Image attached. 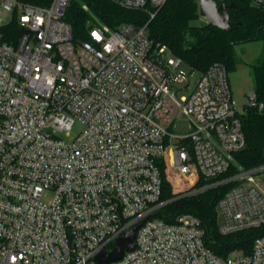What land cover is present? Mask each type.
Segmentation results:
<instances>
[{
    "label": "built area",
    "instance_id": "2783aa9c",
    "mask_svg": "<svg viewBox=\"0 0 264 264\" xmlns=\"http://www.w3.org/2000/svg\"><path fill=\"white\" fill-rule=\"evenodd\" d=\"M113 1L152 19L168 0ZM68 2L0 0L23 27L0 35V264H96L137 223L134 247L107 264H264V234L224 258L195 215L156 216L167 160L193 192L234 182L218 202L222 233L264 227V162L236 161L244 108L226 66L193 80L147 24L98 21L76 38ZM247 105L264 110L254 90ZM184 117L191 131L173 132ZM201 177L215 181L196 187Z\"/></svg>",
    "mask_w": 264,
    "mask_h": 264
},
{
    "label": "trees",
    "instance_id": "16d2710c",
    "mask_svg": "<svg viewBox=\"0 0 264 264\" xmlns=\"http://www.w3.org/2000/svg\"><path fill=\"white\" fill-rule=\"evenodd\" d=\"M20 1L39 6H48L52 2ZM217 1L228 6L232 23L228 28L215 26L209 21L198 24L196 21L200 18L199 0H168L152 19L145 10L125 8L113 0H69L64 19L71 25L76 38H87L89 26L98 21L113 28L124 23L137 26L147 24L149 36L155 42L167 45L191 70L201 74L211 64L220 62L230 73L236 70L239 64L236 49L238 44L264 40V2ZM84 5L89 9H85ZM22 31L23 27L18 22L17 14L13 15L10 22L0 25L3 40L15 41ZM251 74L257 101H264V54L251 65ZM240 118L247 146L237 152L235 157L238 164L250 168L264 162V110H260L256 105H245ZM160 165L163 179L162 198L166 202L156 216L174 222L182 213L195 215L204 230L205 244L218 256L228 258L235 250L251 251L255 239L264 234V227L230 234L220 231L218 202L234 185L233 181L213 183L210 187L193 192L167 160H161ZM214 181L201 177L196 187Z\"/></svg>",
    "mask_w": 264,
    "mask_h": 264
},
{
    "label": "rangeland",
    "instance_id": "374dc122",
    "mask_svg": "<svg viewBox=\"0 0 264 264\" xmlns=\"http://www.w3.org/2000/svg\"><path fill=\"white\" fill-rule=\"evenodd\" d=\"M94 18L95 15H93ZM13 14L6 11L2 4H0V24L8 23L12 20ZM97 19V18H96ZM208 20L201 16L196 21L198 24H204ZM239 64L236 70L229 73V81L234 99L239 108L243 109L249 102V93L254 90V80L251 74V65L261 58L264 54V40H254L240 43L236 46ZM187 72L191 69L184 67ZM199 73L195 71L192 78L195 80ZM79 126L76 127V131ZM192 129V122L188 118L177 119L172 125L173 132H189ZM232 253L230 258L234 256Z\"/></svg>",
    "mask_w": 264,
    "mask_h": 264
},
{
    "label": "water",
    "instance_id": "95a60500",
    "mask_svg": "<svg viewBox=\"0 0 264 264\" xmlns=\"http://www.w3.org/2000/svg\"><path fill=\"white\" fill-rule=\"evenodd\" d=\"M199 13L207 18L215 26L228 28L231 21L226 3L217 0H199ZM141 223H137L126 230L125 234L116 240V245L111 250L100 251L95 259L96 264H107L110 261L120 259L126 250L135 245L136 230Z\"/></svg>",
    "mask_w": 264,
    "mask_h": 264
}]
</instances>
